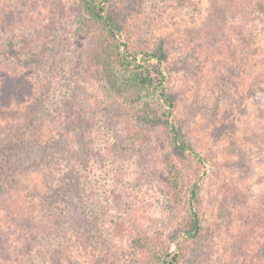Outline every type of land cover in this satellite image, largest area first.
<instances>
[{"label":"rangeland","instance_id":"rangeland-1","mask_svg":"<svg viewBox=\"0 0 264 264\" xmlns=\"http://www.w3.org/2000/svg\"><path fill=\"white\" fill-rule=\"evenodd\" d=\"M248 1L235 16L227 0L126 3L131 48L165 44L173 115L210 160L198 182L202 229L179 264H264V0ZM223 4L221 30L209 35ZM75 18V0H0V25L8 27L0 52H20L0 61L13 86L0 100V127L15 124L24 141L0 177L15 178L30 203L47 198L55 225L41 239L44 264H145L133 237L157 235L171 251L184 239L173 235L162 181L171 151L161 128L135 126L105 80L86 75L92 42ZM64 106L86 120L75 141L57 132ZM214 129L221 135L210 138ZM0 243L12 256L26 244L3 221Z\"/></svg>","mask_w":264,"mask_h":264},{"label":"trees","instance_id":"trees-1","mask_svg":"<svg viewBox=\"0 0 264 264\" xmlns=\"http://www.w3.org/2000/svg\"><path fill=\"white\" fill-rule=\"evenodd\" d=\"M227 1L235 6L234 16L242 14V7L249 5L248 0H239L240 3H236L238 0ZM127 2L128 0H75L77 30L88 33L92 42L85 56V73L90 78L105 80L113 90L116 101L135 126L159 127L163 130L164 140L169 144L171 153L163 163L162 181L165 183L166 194L169 195L167 200L174 208L176 226L173 235L182 234L184 239L173 251L157 235L135 236L131 239V245L140 253L145 264H179L187 252L186 242L195 239L202 229L198 182L204 168L203 161L210 160L198 152L185 128L173 115L175 102L166 87L168 73L161 67V62L168 56L165 44L161 41L145 50L131 48L123 20L127 13ZM228 11V5L223 4L215 14H211L210 24L213 26L209 27V35H216L221 30L217 20L222 15L226 16ZM7 28L0 25L1 46L8 43L5 32ZM3 53L0 54V61L13 55L18 57L20 52ZM10 80L9 75L0 74V100L11 96L13 86ZM81 116V111L72 106H64L55 116L58 134L74 141L76 137L82 136L86 132V120ZM6 125L9 129L0 127V174L4 173L5 168H9L4 165L5 160L8 161L14 149L24 143L23 138L14 134L15 124L8 122ZM214 134L221 135L214 129L210 138ZM6 174L8 176L4 180L0 177V222L20 230L26 244L12 256L3 251L4 247L0 243V264H24L25 261L32 263L34 260L44 264L46 247L40 243L44 239L45 229H50L47 224L51 222L50 225H55V215L47 209L46 197L41 198L38 204L28 202L20 191L18 181L9 178V173ZM261 255L264 254L261 252ZM254 264H261L260 259Z\"/></svg>","mask_w":264,"mask_h":264}]
</instances>
